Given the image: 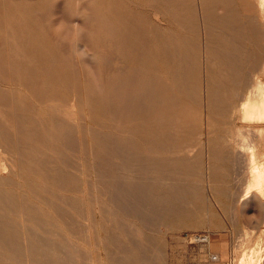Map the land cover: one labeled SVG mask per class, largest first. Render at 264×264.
Here are the masks:
<instances>
[{
  "label": "rangeland",
  "instance_id": "1",
  "mask_svg": "<svg viewBox=\"0 0 264 264\" xmlns=\"http://www.w3.org/2000/svg\"><path fill=\"white\" fill-rule=\"evenodd\" d=\"M224 1L0 0V101L20 105L28 122L22 129L26 134L31 130L36 140L29 144L35 156L19 163V168L35 173L13 174V136L0 133L7 140L0 141V159L6 165L0 176V195L11 198L8 216L16 228V240L21 237L16 207L22 196V202L44 223L43 235L33 234L58 248L70 264H264V199L252 194L241 200L243 169L248 163L247 153H238L244 140L246 145L256 146L258 154L264 152L263 139L252 135L264 126L244 125L237 108L254 77L264 82V75L259 74L264 65V35L259 40L256 22L244 18L252 0ZM99 7L103 16L97 13ZM102 17L119 24L120 33L101 34L96 24ZM60 20L83 26L76 44L83 55L74 47L69 50L53 34V26ZM26 68L33 70L32 78L41 83L43 91L55 93H49V101L40 107L20 86ZM145 75L188 105L177 132L165 128L157 133L145 122L146 117L129 114V86ZM119 92L125 100L102 101ZM56 95L64 97L68 108L73 106L74 96L77 101L79 132L73 131L66 141L44 130L55 126L47 106L61 105L55 104ZM67 119L75 120L72 116ZM61 130L70 132L67 124ZM236 136H242L241 140ZM84 146L91 148L90 154L82 152ZM167 147L171 152L159 156L173 163V172L167 168L161 176H144L142 162L159 157L154 154L156 148L161 152ZM183 159L189 160L188 168L181 164ZM40 160L52 169L68 165L77 171L69 176L51 172L43 176ZM82 164L96 166V174L104 177V187L115 180L113 185L118 188L113 199L121 203L130 197L137 201L135 206L119 204V217L114 223L112 219L106 222L110 205L103 197L105 188L99 186V191L94 177L81 174ZM63 177L69 181L63 182ZM52 178L57 184L50 182ZM135 179L150 183L154 197L145 188L133 192L128 183ZM88 181L95 186L91 191ZM48 187L70 192L58 189L50 193ZM87 204L93 206L88 212ZM66 223L74 226L71 245L66 241ZM90 223L108 230L107 234L100 232V242L93 237L98 234L96 229L87 228ZM17 256L23 258L21 253ZM9 257L0 255L5 260Z\"/></svg>",
  "mask_w": 264,
  "mask_h": 264
},
{
  "label": "bare ground",
  "instance_id": "2",
  "mask_svg": "<svg viewBox=\"0 0 264 264\" xmlns=\"http://www.w3.org/2000/svg\"><path fill=\"white\" fill-rule=\"evenodd\" d=\"M3 1L5 3H9L12 0H3ZM247 1L248 0H245V3ZM242 2H243V0H242ZM224 3L229 4L230 1L226 2V0H225ZM250 3H251L250 9L244 11L245 12L244 18H246L248 20V22H250V23H251V21H253V23H254V21L256 22L257 28H255V29H256V32L259 31V32H257L258 33L257 36L259 37V40H260L261 37H263V35H264V0H252V1H250ZM101 9H102V7H99V9L97 10V13H98V15L103 16L101 14ZM109 9H112V5L110 6ZM230 12L232 13V11H230ZM126 21L128 22V20H126ZM69 23H70V21H69ZM96 26H97L98 31L101 34L106 35V37L113 36L114 35L113 33H115L114 32L115 30H117L118 34L120 33L119 32V26L120 25L119 24H118V26L113 25L109 21L105 20L104 17L101 18V21L98 22L96 24ZM244 26H246V25H244ZM97 29H96V32H97ZM251 31H253V29ZM209 35H210V33H209ZM122 37H123V35H122ZM121 41H123V40H121ZM84 43H85V41H84ZM76 48H77L76 52H78L81 55L84 54V50L82 51V47L80 45H76ZM72 52H73V50H72ZM262 57H264V56H262ZM204 65H205V63H204ZM16 71L22 72L21 68H17ZM236 74H237V72H236ZM259 74L264 75V65H262ZM25 75L26 76L24 77L20 86L23 89H25L29 94H31V96H32L33 100L36 102L37 106L40 107L41 105H43L44 103L49 101L47 98L49 93H51L52 96L55 95V93L53 94V92L52 91L50 92V90H48V91L44 90L43 91V89H41L42 88V86H40L41 83L34 81L32 78L33 77V70H31V68H26ZM240 83L238 82V84H240ZM129 87L132 91V96L127 100L128 104L126 103L127 104L126 108L131 111L129 113L131 116L132 115L138 116L140 118L141 117L140 115H142L143 117H146L145 122H148L151 125L149 127H151L152 130L157 132V133H159L160 131H163L165 128H169V130L176 131V132L178 131V129L181 125L180 124V116L188 108V105L179 96L168 95L167 90L165 88H163L158 82L149 78L146 75L140 77L136 82H133L132 84H130ZM239 87H241V86H239ZM120 90H124V89L120 88ZM236 92H238V91H236ZM242 95H243V97H242ZM242 95L240 96L241 97L240 99L242 101L241 102L239 101L240 103L237 107L238 111L240 113V120L244 123V125L245 124H250V125L255 124V125L264 126V82L261 81L259 78L254 77V81H253L252 86L248 90H246V92ZM238 96H239V94H238ZM75 98L76 97L74 96V98L72 100L73 106H69V108H68L66 105V100L64 99V97H62V96L57 97V95H56V98L54 99V101L56 102L55 104H61V105L56 106L53 104V105L47 106V114L49 117H51V120L55 119V126H52L49 128L46 127L44 129L45 131L56 134L57 138L61 137L64 139V141L68 140L70 137L73 136V131L76 130L77 132H79V126L80 125H79V122H77V120H76L77 119L76 118L77 117V111H75V108H76L77 101ZM0 99H2V98H0ZM102 99H103L102 101L105 103L109 99H114L115 101H119L121 99L125 100V97H123L121 92H119L114 96H111V97L106 96V97H103ZM3 101H0V133L1 132L5 133L7 135V137L13 136V140H14V144H13V146H11V148L13 149L12 155H11V160H10L11 173L18 174L17 172H19V171H24V172L29 173V174L35 173L34 171H32L30 168H27V167H25V170H23L22 167L19 168V166H21V165H19V163L24 164L26 161L29 160V158H32L35 156V154H36L35 149H30L31 147L29 146L30 142H33L35 140L34 139L35 136L30 134L31 130L29 133L26 134L22 129V127L25 125V123H28V122L20 113V105L17 102L16 103H6ZM106 107H108V106H106ZM236 110L237 109H235V111ZM70 116H72L73 119H75V120L69 121V119H67V117H70ZM65 124H67V128L70 131V132L69 131H67V132H69L70 134L64 133L61 130V126L65 125ZM246 126H248V125H246ZM59 127H60V130H59ZM236 130H238V129H236ZM243 134H245V133H243ZM249 134H251V133L249 132ZM247 135H248V133H247ZM252 135H254V137L258 138V140L263 139V142H264V127L256 128L255 131H252ZM241 137L242 136H240L238 138H240V140H241ZM235 138H237V136ZM243 140H244V138L242 139V141ZM0 141L6 142L7 140L3 139V137L0 135ZM244 141L239 146V147H241V148H239L240 151L238 149L237 150H238V153L240 152L239 154H246L247 153V156L242 155V157L243 156L247 157L248 167H247V169H243V171L245 170V173H243V174H245V179H244V183H243V188L241 189L242 195H241V197L238 195V197H240L241 200L243 201V200L249 199L252 196V194H255L260 199L261 198L264 199V156H263L264 152L261 154H258L257 152H255L256 146L253 147L251 145L253 147V149H252V147H250L249 145H246L244 143ZM254 142L256 143V141H254ZM26 143H28V146L24 147V145H26ZM235 143H237V141ZM247 144H248V142H247ZM82 148H83L82 152H84V154H90L91 153V148H87L86 146H84ZM260 148H261V146H260ZM155 150L156 151L154 154L157 156H159V154H165V153L171 152L169 147L165 148V150H161V152L157 148ZM238 153L236 155H238ZM5 154L9 155L8 152H6ZM260 155L263 156V157H261L262 158L261 160H259ZM244 160H246V159H244ZM42 161L43 160H40V164H42V165H40V168H41V171H42L41 173L43 174V176L47 175L49 172L54 173L55 176H69V175L73 174V171L74 172L77 171L76 169H73L71 166H68V165L59 166V170H56V168L52 169L50 167H46L47 165L45 163H43ZM84 161L86 162V160H84ZM171 163L172 162H170L169 160H165V159L163 160V158H161L160 156L157 157L156 159L150 160L148 163L142 162V164L144 165V169L146 170V173L144 174V172H143L142 174H144V176H146L147 174H151V175H155V176H161L162 170L163 169L167 170V168L169 170L170 167L173 165V163L172 164ZM189 163H190L189 160H186V159H183L181 162V164L184 167H187L189 165ZM245 163H246V161H245ZM131 164L133 165L134 163H131ZM95 167L94 166L87 167L84 164H82L81 165V169H82L81 174L83 176H86V177H89V176H92V178L94 177V179L98 185L97 189L100 191L99 186L104 187V185L102 184L104 177L102 178L101 176L96 174V172H98V171ZM5 169H6L5 162L0 159V176H2V171H4ZM17 169H18V171H17ZM172 169H170L171 172H173ZM241 169H242V167H241ZM141 172H140V174H141ZM94 174H95V176H94ZM174 175H175V173H174ZM136 176H137V174H136ZM2 179L3 178L0 177V183H1ZM46 180H48V179H46ZM104 180H106V179H104ZM62 181L66 183L69 180H67V178L63 177ZM110 181L111 182H109L108 187H104L105 189L103 190L104 191L103 197H105L107 199V201L110 205L109 211L107 212L108 214L105 216V221L111 222V219H112V222L114 223L115 220L117 219V217H119V214L117 212V209H119V207L124 206V207L131 208L132 206H135V203H137V201L132 200L130 197L128 198L129 200H125V202H121V203H120V201L113 199V198H116L115 195L113 197V194L116 193L115 189L118 187L113 185L115 180L112 179ZM50 182L53 183L54 185L57 184V182H56V180H54V178H52V180ZM62 184H64V183H62ZM128 184H130V186L133 188L132 189L133 192L136 191V193H137L138 188L139 189L145 188L144 190L150 195V197L151 198L154 197V189L150 183L143 182V180H141V179H135V180H130ZM94 187L95 186L90 185L89 181H88L87 190L91 191ZM58 189H60L61 191L70 192L69 190H67V188L62 189V188H56V187H54V188L48 187L47 192L51 193L52 191H58ZM120 191H118V192H120ZM93 192H98V191L93 190ZM133 192H132L131 196L135 195V194H133ZM84 194H86V191ZM5 196H6V194H5ZM262 202H263V200H262ZM117 205H119V206H117ZM262 205H264V204H262ZM86 207L88 208L87 212H88V210L93 209L92 208L93 206H91L89 204H87ZM101 208H102V206H101ZM16 210H17V214H18L17 219L19 220V225H20L19 228H20V234H21V237L19 238V240H18V237L16 240V228L12 224L11 217L8 216L10 213H12L11 198L10 199H4L3 196L0 195V213H3V215L0 214V255L1 254H9V256H10L9 258H6L7 260L0 258V264H10V261L14 262V264H70L68 257L66 255L60 254L59 251L57 250L58 248L56 249L52 246H49L47 244L46 240H43L39 236L33 234V232H39V234L43 235L44 232H43L42 226L44 225V223L37 216V214L32 210V208L29 205L22 202V196H19L18 206L16 207ZM120 210H121V208H120ZM123 210L124 209H122V211ZM135 214L136 213H134L133 216H135ZM135 217H137V219H138V216H135ZM87 221H89V217H88ZM100 221H102V223H103L104 220H102V217H101ZM73 227L74 226L71 223H66L65 234L68 237L66 240L67 243H70L69 237L71 239H74ZM87 228L89 230L93 229V231H94V229H96L98 234H96V233L95 234L97 236H93L91 234L94 237L95 242H100L101 241V238L99 236L100 232L104 233V232H106L105 230H107V229H104V227L101 224H96V226H95L93 223H90L89 225H87ZM17 232H18V230H17ZM106 234H107V232H106ZM62 237H64V236H62ZM71 244H72V242L69 245H71ZM20 253L23 255V258L21 260H19V258L17 256ZM74 260H75V258H74ZM105 264H109V263L106 262Z\"/></svg>",
  "mask_w": 264,
  "mask_h": 264
},
{
  "label": "clouds",
  "instance_id": "3",
  "mask_svg": "<svg viewBox=\"0 0 264 264\" xmlns=\"http://www.w3.org/2000/svg\"><path fill=\"white\" fill-rule=\"evenodd\" d=\"M81 33H84L83 26L76 23H68L60 20L59 23L53 26V34L62 44H68L69 48H76ZM83 51V50H82Z\"/></svg>",
  "mask_w": 264,
  "mask_h": 264
}]
</instances>
